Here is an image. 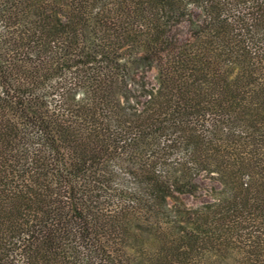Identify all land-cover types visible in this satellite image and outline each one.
<instances>
[{
  "label": "trees",
  "instance_id": "1",
  "mask_svg": "<svg viewBox=\"0 0 264 264\" xmlns=\"http://www.w3.org/2000/svg\"><path fill=\"white\" fill-rule=\"evenodd\" d=\"M0 264H264V0H0Z\"/></svg>",
  "mask_w": 264,
  "mask_h": 264
},
{
  "label": "rangeland",
  "instance_id": "2",
  "mask_svg": "<svg viewBox=\"0 0 264 264\" xmlns=\"http://www.w3.org/2000/svg\"><path fill=\"white\" fill-rule=\"evenodd\" d=\"M199 183L202 186L201 194L199 197H191V196H184L183 200L186 202L189 206H197L203 202H206L209 200V197L207 196V190L211 188L212 183L209 180H203L200 179Z\"/></svg>",
  "mask_w": 264,
  "mask_h": 264
}]
</instances>
